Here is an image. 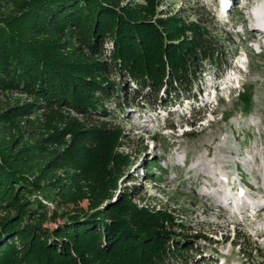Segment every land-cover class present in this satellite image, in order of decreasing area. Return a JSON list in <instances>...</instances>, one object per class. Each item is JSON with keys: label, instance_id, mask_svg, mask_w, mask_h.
<instances>
[{"label": "trees", "instance_id": "obj_1", "mask_svg": "<svg viewBox=\"0 0 264 264\" xmlns=\"http://www.w3.org/2000/svg\"><path fill=\"white\" fill-rule=\"evenodd\" d=\"M154 2L137 8L115 0H22L14 14L0 17V93L31 98L2 113L0 124L23 121L33 140L35 119L83 117L73 131L57 128L42 139L58 147L47 165L66 175L64 183L50 184L59 192L85 188L89 196L107 197L117 176L127 175L118 166H132V157L116 152L120 129L108 121L95 126L93 118L109 116L108 103L115 112L166 109L193 99L207 68L220 77L230 67L229 41L210 29L211 12L191 23L153 19ZM70 132L73 143L61 147ZM5 153L0 149V264H183L198 255L190 242L195 236L167 228L163 212L137 207L143 199L136 185L118 190L105 206L49 211L51 195L35 196L39 183ZM94 173V184L81 183Z\"/></svg>", "mask_w": 264, "mask_h": 264}, {"label": "rangeland", "instance_id": "obj_2", "mask_svg": "<svg viewBox=\"0 0 264 264\" xmlns=\"http://www.w3.org/2000/svg\"><path fill=\"white\" fill-rule=\"evenodd\" d=\"M115 1L119 7L135 5L137 8H145L155 1L152 3L153 19L175 16L187 23L211 12L216 19L214 25L208 23L210 29L215 30L224 42L229 41L225 57L231 68L224 78L226 81L235 78L242 86L231 95L226 90L218 92L222 98L212 108L208 93L210 95L212 86L225 80L222 79L224 75L216 76V69L207 68L202 82L193 89L191 106L183 101L182 105L175 103L166 109L133 107L115 112L113 104L108 103L109 116L101 120L93 118L98 122L95 126L100 128L108 121L112 128L120 129L123 134L116 152L132 157L133 164L118 166V169L126 170L127 175L117 176L116 188L109 191L107 197L100 192L89 196L85 188L71 194L69 190L59 192L58 188L50 186L62 184L67 178L61 170L50 171L47 163L52 158V151L58 147L47 148L42 139L57 128L68 127L66 131H73V122L83 119L80 115L70 113L62 118L53 117L49 122L35 119L37 136L33 140L30 130L22 129L23 121L1 123L0 149H5V156L11 155L8 161L16 169L27 172L31 180L39 183L41 190L35 196L42 198L45 191L51 195L53 201L46 203L49 211L54 208L58 211L87 209L101 201L100 205L105 206L113 201L118 190L136 185L143 199L134 202L139 209L163 212L167 216L164 217L167 228L195 236L189 240L197 246L198 255L187 256L183 264H264V211L254 213L243 209L238 212L235 206L229 205L219 209L213 195L219 191L223 196L221 184L227 175L229 188H235L231 196L238 197L243 193L248 202L264 205V49L258 53L256 43L262 44V41L251 31L249 9L255 0L249 5L245 0L235 1L226 15H223V0ZM257 1L264 7V0ZM21 2L0 0V17L14 14ZM241 19L248 23L242 25ZM243 53L247 56L246 72L236 77L231 70L236 68L239 60L235 61V57L243 56ZM236 86L233 83V87ZM30 101L31 98L22 94L0 93V115ZM72 137L71 132L66 135L61 147L70 146ZM95 175L86 177L85 174L81 183L85 186L94 184ZM46 226L55 227L52 223Z\"/></svg>", "mask_w": 264, "mask_h": 264}, {"label": "bare ground", "instance_id": "obj_3", "mask_svg": "<svg viewBox=\"0 0 264 264\" xmlns=\"http://www.w3.org/2000/svg\"><path fill=\"white\" fill-rule=\"evenodd\" d=\"M235 1H237V0H228L229 6H231L232 3H234ZM245 1L247 3L246 5H249L252 0H245ZM254 2L252 3V5L250 6V9H249L250 10L249 11L250 12L249 18L252 22V30L251 31H252V34L256 38H258V40H260V38H262V36L264 35V7H262V5L261 6L260 5H258V6L253 5V4H255ZM240 22L242 25H244L247 22V20L241 19ZM213 195L215 197V201H216L219 209H223V208L227 207L229 204L231 205V199L229 198L228 194H226L225 196H222V194L219 193V191H216V193H214ZM224 197H225V199H224ZM242 205L245 207V210L253 211L254 213L259 212V211H264V205H257V203L247 202V201H245L244 198H242Z\"/></svg>", "mask_w": 264, "mask_h": 264}]
</instances>
